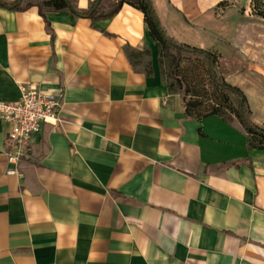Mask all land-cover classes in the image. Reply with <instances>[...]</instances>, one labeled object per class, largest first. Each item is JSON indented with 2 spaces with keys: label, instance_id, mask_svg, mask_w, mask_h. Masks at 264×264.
<instances>
[{
  "label": "crops",
  "instance_id": "0c3cea01",
  "mask_svg": "<svg viewBox=\"0 0 264 264\" xmlns=\"http://www.w3.org/2000/svg\"><path fill=\"white\" fill-rule=\"evenodd\" d=\"M39 1L0 5V101L24 86L59 97L57 124L16 163L0 118V264H264V140L235 117L186 113L138 8L92 20ZM150 2L168 37L221 56L264 128L251 0Z\"/></svg>",
  "mask_w": 264,
  "mask_h": 264
},
{
  "label": "trees",
  "instance_id": "16d2710c",
  "mask_svg": "<svg viewBox=\"0 0 264 264\" xmlns=\"http://www.w3.org/2000/svg\"><path fill=\"white\" fill-rule=\"evenodd\" d=\"M102 1L103 0H93L90 3V6L84 10H77L74 7L71 0H43V1L37 2V4L40 7L43 5H52L56 9L67 8L68 10H70L71 12H73L74 14L78 16L87 17L92 20L103 19V18L111 16L113 13H115L119 9V7L123 3H127L129 5H132L138 8L143 13L144 21L146 25L148 26L150 36L157 42L159 48L160 49L164 48V49L175 51V54L173 56L172 63L170 66V71H171L172 76L179 83L180 87L183 84L182 77L178 74V66H179L181 54L190 53V54H198V55L203 56L209 63L210 74L215 84H217L224 91L232 93L233 95L237 96L238 100H237L236 108H235L236 118L238 119V122L241 124V126L247 133L251 134L255 139L259 140L258 143H252V144L260 146V144L264 140V128H261L255 125L248 119L246 110H245V97L242 94V91L238 87L233 86L230 83L226 82L223 77L217 76V74L215 73L213 69V67L217 64V57H215V55L211 51H208V50H205L199 47L191 46L188 44L180 43L168 37L163 31L162 27L160 26V23L156 17L155 11L152 7L150 0H137V1L117 0V2L111 8V10L106 11V12L102 11L100 8ZM0 5L5 8L12 9V10L22 9L26 6L25 4H23V0H12V1L0 0ZM255 13L264 18V12L263 13L255 12ZM183 92L184 91L182 90L181 91L182 99H183ZM183 103H184V108H185L186 113L190 114V111L188 109V104L184 101V99H183ZM208 114H218V113L211 112ZM208 114H205V115H208ZM205 115H202V116H205Z\"/></svg>",
  "mask_w": 264,
  "mask_h": 264
},
{
  "label": "rangeland",
  "instance_id": "374dc122",
  "mask_svg": "<svg viewBox=\"0 0 264 264\" xmlns=\"http://www.w3.org/2000/svg\"><path fill=\"white\" fill-rule=\"evenodd\" d=\"M250 4V9L253 13L264 12V0H251ZM114 5V0H103L100 8L102 11H109ZM237 7L241 10L245 8L239 4ZM174 54L175 51L173 50L159 48L156 63L160 74L169 82L171 89L178 90L180 93L182 90L184 91L183 99L188 104L190 114L202 116L215 112L228 119L236 118L235 108L238 98L215 84L210 74V66L207 60L198 54L182 53L178 66V74L183 80V84L180 87L170 71ZM213 54L217 57L215 53ZM220 57H217V64L213 69L217 76L223 77L219 62Z\"/></svg>",
  "mask_w": 264,
  "mask_h": 264
},
{
  "label": "built area",
  "instance_id": "2783aa9c",
  "mask_svg": "<svg viewBox=\"0 0 264 264\" xmlns=\"http://www.w3.org/2000/svg\"><path fill=\"white\" fill-rule=\"evenodd\" d=\"M20 91L17 100L0 101V118L10 124L6 137L8 160L14 163L29 157V139L39 131L42 122L55 126L58 120L55 109L59 97L35 86H24Z\"/></svg>",
  "mask_w": 264,
  "mask_h": 264
}]
</instances>
